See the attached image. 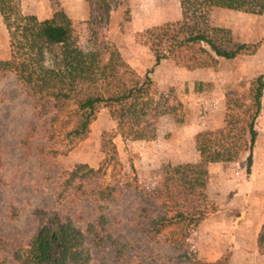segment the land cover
<instances>
[{
	"label": "rangeland",
	"instance_id": "rangeland-1",
	"mask_svg": "<svg viewBox=\"0 0 264 264\" xmlns=\"http://www.w3.org/2000/svg\"><path fill=\"white\" fill-rule=\"evenodd\" d=\"M109 2L108 18L103 22L88 20L91 8L85 0H20V11L43 19L55 9H63L74 23L72 47L86 52L112 42L140 77L149 70L151 97L167 106L174 99L181 105L154 119L153 139H122L107 108L101 107L87 133L79 139L67 142L59 116L46 124L48 127L52 123L48 127L51 139L36 132L28 145H22L19 139L29 123L39 124L42 119L35 120L15 75L7 73L0 77V264H16L11 252L27 243L35 231L39 221L36 209L56 211L73 219L80 211L87 216L86 202L57 203L52 193L59 174L76 163L94 169L103 165L95 182L118 189L117 200L115 191V199L105 211L113 216L112 236L119 235L128 242L129 248L124 253L132 264H161L137 258L144 251L157 250L172 255L186 252L190 258L204 261H213L227 252L229 264H264V254L258 253L255 246L256 233L264 221V85L254 121L256 136L249 171L246 172L248 151L244 145H237L239 153L234 160L208 164L210 212L183 238L181 249L166 241L153 244L128 223L140 204V193L159 186L163 167L199 158L194 134L224 125L226 99L237 98L241 105L249 102L251 80L264 75V11L252 14L216 7L207 10L204 17L208 25L228 28L234 40L258 43V47L252 54L220 58L215 66L192 69L196 72L193 78L188 72L191 70L185 69L180 61L166 58L152 66L151 52L135 39L137 32L151 25L179 19L178 0ZM7 54V32L0 17V59ZM241 109L234 106V111ZM101 139L114 146L113 158L107 159V163L100 150ZM49 149H55V153ZM78 224L83 226L82 221ZM168 228L165 235L174 231ZM86 244L91 255L89 264H123L116 260L113 246L95 247L89 238ZM175 263L173 259L169 264Z\"/></svg>",
	"mask_w": 264,
	"mask_h": 264
},
{
	"label": "trees",
	"instance_id": "trees-1",
	"mask_svg": "<svg viewBox=\"0 0 264 264\" xmlns=\"http://www.w3.org/2000/svg\"><path fill=\"white\" fill-rule=\"evenodd\" d=\"M85 1L94 12V15L90 12L89 21L107 20L109 0ZM178 1L179 19L151 25L135 34L136 42L151 52L152 66L169 58L180 61L187 70L211 67L220 58L233 59L257 49L258 43L234 40L228 28L208 25L204 14L213 7L261 14L264 0ZM0 17L8 41L7 57L0 59V77L13 73L31 104L35 120L42 119L39 124L29 123L19 139L22 145H28L36 132L51 139L52 123L50 128L46 124L59 116L67 142L79 139L87 133L101 107L107 108L115 122L116 133L122 139H153L154 119L181 105L174 99L175 102L167 106L151 97L149 70L140 77L112 42L86 52L72 47L74 23L61 8L55 9L49 17L38 19L34 14L20 11V0H0ZM263 77L259 74L251 80L248 103L241 105L237 98L226 99L222 127L194 134L197 160L166 165L161 171L159 186L140 193V204L128 223L136 227L142 238L153 244L166 241L181 249L183 238L210 212L208 164L234 160L239 153L237 145H244L248 151L246 172L249 171ZM234 106L242 109L234 111ZM100 150L104 163L113 158L114 146L110 142L101 139ZM49 151L55 153V149ZM102 168L103 165L94 169L85 163H76L59 174V180L52 187L54 200L57 203L86 202L89 213L84 216L80 211L73 219L56 211L36 209L39 221L35 231L27 243L11 252L16 264H89L87 238L95 247L113 246L116 260L132 264L124 253L129 248L128 242L119 235L113 237L110 231L113 216L105 210L115 199V191L117 200L118 189L95 182ZM81 221L83 226L78 224ZM167 228L174 231L165 235ZM255 246L258 253L264 254V221L256 233ZM137 258L161 264H169L173 259L175 264H229L227 252L213 261L190 258L186 252L172 255L160 250L144 251Z\"/></svg>",
	"mask_w": 264,
	"mask_h": 264
},
{
	"label": "crops",
	"instance_id": "crops-1",
	"mask_svg": "<svg viewBox=\"0 0 264 264\" xmlns=\"http://www.w3.org/2000/svg\"><path fill=\"white\" fill-rule=\"evenodd\" d=\"M190 73V75H192L193 78H196L195 75H196V72L195 70H191V71H188ZM195 160V159H194Z\"/></svg>",
	"mask_w": 264,
	"mask_h": 264
}]
</instances>
